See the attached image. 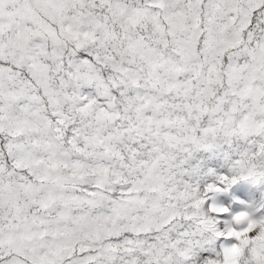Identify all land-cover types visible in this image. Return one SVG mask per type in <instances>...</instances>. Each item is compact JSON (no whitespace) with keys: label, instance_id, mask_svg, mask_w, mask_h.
<instances>
[{"label":"snow or ice","instance_id":"snow-or-ice-1","mask_svg":"<svg viewBox=\"0 0 264 264\" xmlns=\"http://www.w3.org/2000/svg\"><path fill=\"white\" fill-rule=\"evenodd\" d=\"M0 264H264V0H0Z\"/></svg>","mask_w":264,"mask_h":264}]
</instances>
